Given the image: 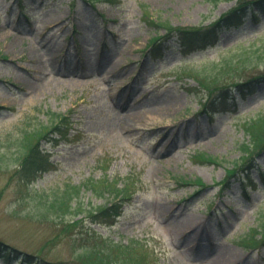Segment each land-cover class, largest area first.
<instances>
[{
	"label": "rangeland",
	"instance_id": "1",
	"mask_svg": "<svg viewBox=\"0 0 264 264\" xmlns=\"http://www.w3.org/2000/svg\"><path fill=\"white\" fill-rule=\"evenodd\" d=\"M236 2L0 0V240L40 264H91L103 250L112 251L110 264L145 251L148 264H264V246L244 239L260 236L264 223V151L244 158L242 148L244 123L264 113V82L226 102L216 97L223 90L199 82L201 74L219 76L214 86L264 72V49L239 67L244 48L254 54L264 43V4L247 6L215 45L175 43L161 59L147 52L164 28L148 24L145 11L206 27ZM49 13L62 14L65 26H50ZM212 97L215 108L202 111ZM54 113L72 129L42 143L51 165L23 182L19 138ZM201 152L216 160L200 161ZM101 177L130 186L114 224L89 215L109 200L86 185ZM69 185L82 188L73 201L81 215L52 206ZM112 242L137 244L121 256Z\"/></svg>",
	"mask_w": 264,
	"mask_h": 264
},
{
	"label": "trees",
	"instance_id": "2",
	"mask_svg": "<svg viewBox=\"0 0 264 264\" xmlns=\"http://www.w3.org/2000/svg\"><path fill=\"white\" fill-rule=\"evenodd\" d=\"M91 1L96 2L97 0ZM212 1L216 4L220 0ZM251 3H257V5L260 6L264 4V0H255L254 2L237 0V4L229 11V13L206 27L174 26L173 24L158 17H154L149 12L145 11V20L148 24L153 23L157 29L160 27L164 28L163 34L154 35L150 39L148 43L149 52L154 53L155 56H161L169 49L170 42L173 40L183 45L197 48H206L208 46L215 45L219 40V35L222 28H224L226 24H240L245 19L248 11L246 10L248 9L247 6L253 5ZM263 45L264 43H262L260 46H257L255 48L256 51L254 54L249 53L247 51L249 50L248 48H244L240 55L243 59L241 61L244 63L240 64L239 67H248L246 66L248 63L254 61L255 58L259 59L262 56L261 49H264ZM261 46H263V48H261ZM228 66L232 67V64L229 63ZM200 76V83L202 86L209 89L217 88L218 90H223V93L227 92V94L229 93V89H236L240 91V93L252 91L253 89H256L255 87H257L258 84L264 82V72L252 75L248 79L236 80L232 82L226 81L220 85H217L216 83L214 86L213 83L217 80H220L219 76H216L215 74H201ZM202 79L203 81H201ZM210 80L213 82H210ZM226 97L228 96H223L221 101L226 102ZM208 100V103L202 105L203 110L210 111L211 107H215V105L218 103L216 99ZM70 122L71 121L69 118H67V116L63 115L62 113H54L50 119V124H42L38 128L33 130L26 129L23 132V135L19 138L21 146L19 159L21 160V164L18 165L17 170L23 182L29 183L31 180H34L39 174L45 172L49 165H51L49 160L50 154L42 148L41 143L45 139H52L51 135L57 132L64 136L67 135L70 129ZM244 128L248 133L249 143H245V145L242 146L244 154L243 157L252 158L255 156V154L264 151V113L258 115L255 118L246 120L244 123ZM198 158L202 162H214L216 160L215 157L207 154L206 152L199 153ZM196 179L198 183H201L199 178ZM182 180L186 179L183 178ZM119 182V179L109 180L108 178L104 177H101L100 179H92L87 182L86 185L91 187L99 196L104 197L108 195L107 198L109 199L102 207L94 209L92 212L90 211L89 215L93 216L95 219H106L110 222V224H114L117 217L122 213L125 201L131 197L130 186L127 182V179L124 180V184L122 186ZM100 183H103V186H100ZM81 190L82 188L80 185L67 186L60 195V198H56V201H53L54 203H52V206H57L60 210L62 209L67 211L66 213L71 211L75 216L81 215L83 213L81 208L82 204H77V207L73 204L74 199L78 197ZM260 229V236H258L257 231H255L254 235L251 236L249 234L248 238H244L246 240V246L256 248L264 245V223L261 225ZM136 244L137 243L126 245L112 242L110 247L122 252V254H120L122 256L124 253H130L131 251H134ZM103 251L105 254H102L101 252L98 253L96 259L92 258L89 262L91 264H110L109 261L112 258V251L109 253L107 250ZM85 255H88V258L91 257L90 253ZM0 258L3 264H9L12 260H15L16 264H24L25 261L28 263L30 262V264H40L38 261L33 259L34 256L32 254L25 252L23 253L18 248H15L14 246L9 245L2 240H0ZM148 260V252L145 251L139 254L136 259L131 260L128 264H148Z\"/></svg>",
	"mask_w": 264,
	"mask_h": 264
},
{
	"label": "bare ground",
	"instance_id": "3",
	"mask_svg": "<svg viewBox=\"0 0 264 264\" xmlns=\"http://www.w3.org/2000/svg\"><path fill=\"white\" fill-rule=\"evenodd\" d=\"M64 19H65V17L62 14H60V13H54V14L53 13H49L46 16V22L52 27L60 26L61 28H63L65 26ZM188 227L184 223H182L181 232L183 234H185L187 232V230H188ZM236 259H238V258L235 256L234 260H236Z\"/></svg>",
	"mask_w": 264,
	"mask_h": 264
}]
</instances>
